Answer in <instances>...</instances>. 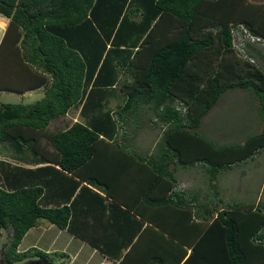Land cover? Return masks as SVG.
Instances as JSON below:
<instances>
[{"label":"trees","instance_id":"obj_1","mask_svg":"<svg viewBox=\"0 0 264 264\" xmlns=\"http://www.w3.org/2000/svg\"><path fill=\"white\" fill-rule=\"evenodd\" d=\"M0 13L26 30L9 40L13 49L3 35L0 56L17 63L9 79L2 68L0 90L46 86L31 104L0 101V142L47 162L25 168L0 160V231L7 237L1 264H66L63 253L17 251L40 219L117 264H264V200L223 206L215 183L220 171L264 147V69L253 62L264 52V1L0 0ZM238 25L259 40L243 36L236 48ZM119 73L124 100L102 110L118 99L107 93ZM232 89L252 95L261 129L215 145L198 129ZM79 102L82 122L49 129ZM140 106L163 126L148 153L121 141L123 127L137 128L128 121ZM195 163L203 165L214 206L175 190V167ZM120 188L126 199L117 204ZM79 216H96L113 240L80 234L72 224Z\"/></svg>","mask_w":264,"mask_h":264},{"label":"rangeland","instance_id":"obj_2","mask_svg":"<svg viewBox=\"0 0 264 264\" xmlns=\"http://www.w3.org/2000/svg\"><path fill=\"white\" fill-rule=\"evenodd\" d=\"M259 46V45H258ZM261 47V46H259ZM261 51V49H259ZM262 58L253 57V62L257 63L264 69V52H260ZM16 96L0 92L1 102H15ZM124 100L123 95L110 98L102 110L114 111L116 103L121 104ZM256 102L252 95L247 91L240 89L227 90L221 94L216 104L202 118L199 126V132L206 136L213 144L223 145L235 142H241L242 139L250 133H253L259 127L258 113L255 107ZM114 113V112H112ZM130 117L129 126H135L134 130L131 127H123L125 132V140L123 143L127 146L135 147L134 150L141 152L142 149L146 152L152 151L154 144L159 138V134L163 128L151 115L150 111L144 107L138 108ZM149 117V119H147ZM134 118L135 121L134 122ZM83 121L79 118L77 112L71 111L57 119L58 127H61L66 122L70 123L74 120ZM67 123V124H68ZM132 143H137L136 146H131ZM6 150L0 145L1 155L5 154ZM203 165L195 163L192 166L175 167V176L177 181L184 183H193L199 188L196 195L204 202H211L212 206L215 203L216 197L213 190L207 185L206 174L202 170ZM176 169H179L176 170ZM177 171V172H176ZM215 183L218 189H221V194L218 196L222 199V205L230 202L250 201L256 202L258 193L262 195L259 201L264 200V149L258 154H255L252 159L243 163L233 165L230 169H224L217 174ZM180 185V183H179ZM186 187V186H185ZM188 190L195 192L194 188L188 186ZM42 222V221H39ZM0 239V255L7 242L6 232L2 230ZM1 264V263H0Z\"/></svg>","mask_w":264,"mask_h":264},{"label":"crops","instance_id":"obj_3","mask_svg":"<svg viewBox=\"0 0 264 264\" xmlns=\"http://www.w3.org/2000/svg\"><path fill=\"white\" fill-rule=\"evenodd\" d=\"M251 1L263 2L264 0H251ZM24 24L25 23L21 24L20 21H18V23L16 21L10 22V16H4L3 14L0 13V47H1V42L3 40V35L6 33L8 34L6 36H8L9 39L4 43V47L13 49L12 45H10L11 43L9 42V40H13L16 34L20 35L19 40L22 39L23 34L26 33ZM24 47L27 48L26 45ZM106 47H108V45H106ZM2 59L3 58L0 56V74L2 75V68L5 67L3 75H5V79H9L10 76L14 75V63L15 62L17 63V58L15 56L13 60L12 57L3 60ZM38 64H39L38 58L35 57L34 64L32 63V65L39 70V67H37ZM122 77L123 75L119 73L117 83L112 88L108 89L109 92L107 94L110 93V96L120 94L118 93L120 90V83L118 82L121 80ZM45 89L46 86L45 87L37 86L25 90L23 92H17L12 90H0V92H6L7 94L14 95L16 96V99H18L15 102H4V103L31 104L39 100L44 95ZM80 107H81V103L80 102L76 103L74 106H71L64 113V115L67 114L68 112L75 111L77 112L79 118H81L82 116L79 114ZM60 117L54 118L48 123L49 129H55V128L65 129L72 122L80 121L76 119L70 123L66 122L61 127H58L56 126L58 125L57 119H59ZM260 129H261V123L259 122V127H257V130L253 133L259 132ZM121 141L123 142V140ZM130 143L131 146L137 145V143H132V141H130ZM41 144L44 145V139L41 140ZM0 145L3 146L6 150L5 154L1 155L0 153V160H4L6 162H9L10 164H16L25 168H34L37 166H42L47 164L46 160H44V162L37 161L36 159L39 158V156L35 158V156H33L30 152L26 151L25 149L16 150V152L14 153L9 143L0 142ZM262 149H264V147ZM260 151L261 149L255 154H258ZM176 170L179 171V169ZM81 183L85 184L83 182ZM188 186L193 187L195 192L190 193V191L188 190L189 188ZM89 187L92 190L99 193L101 196L105 197L104 196L105 194H103L102 190L95 189L91 186ZM263 187H264V183L262 186V189L264 190ZM175 190H181L183 192H186L189 198L190 196H193L196 198L198 202H204V200H200V198L196 195L197 191H199V188L197 186L195 187L193 183L188 182L183 184L182 181L181 182L177 181ZM218 192L221 194V189L220 190L218 189ZM124 193L125 192L123 191L122 188L118 189L116 192L113 193L114 198H116V201H118L117 204L119 203V201H125L126 198L123 196ZM262 194L263 193L261 190V193H258L257 195V199L255 203L259 201V198ZM105 199L106 201H113L111 196L105 197ZM243 202H247V201H243ZM120 207L123 206L120 204ZM95 219H97L96 216H88L85 219L83 218V216L82 217L79 216V220H72V224L74 226V229H76V227L80 229L79 230L80 234L95 236L97 238H93V239H97V240H108V239L113 240L112 238H110L111 237L110 235L109 237L107 236V234L112 232L111 231L112 229L109 231H105L101 226L102 222L98 224L96 223ZM143 224L145 225L146 222H143ZM116 231L117 232L113 233V236L115 237L116 240L121 239L120 237L122 234H120L118 230ZM1 232L2 230L0 231V233ZM0 239H1V234H0ZM28 248H36L46 253H51V252L63 253L66 255V264H117L116 261L106 258L95 248L89 246L82 238L74 236L66 229H60L55 225L50 224L45 220H41V219L38 220L34 226L29 228L24 233L19 244L17 245V251L19 252H22ZM55 263H57V260H55Z\"/></svg>","mask_w":264,"mask_h":264},{"label":"built area","instance_id":"obj_4","mask_svg":"<svg viewBox=\"0 0 264 264\" xmlns=\"http://www.w3.org/2000/svg\"><path fill=\"white\" fill-rule=\"evenodd\" d=\"M238 27H240L242 29V33L239 34L238 32L236 31H232V35L234 37V46L236 48H241V45H242V42H241V39L243 38V36L248 39V40H251V41H258L259 38L257 37H254L253 35H250L241 25H238Z\"/></svg>","mask_w":264,"mask_h":264},{"label":"water","instance_id":"obj_5","mask_svg":"<svg viewBox=\"0 0 264 264\" xmlns=\"http://www.w3.org/2000/svg\"><path fill=\"white\" fill-rule=\"evenodd\" d=\"M35 264H52V263H51V262H49V261H46V262H43V263L36 262Z\"/></svg>","mask_w":264,"mask_h":264}]
</instances>
